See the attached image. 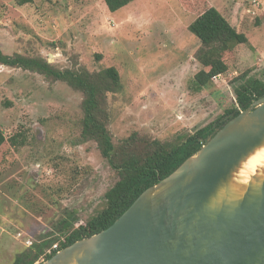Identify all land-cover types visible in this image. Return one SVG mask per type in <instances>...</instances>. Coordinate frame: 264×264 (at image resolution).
<instances>
[{
  "label": "rangeland",
  "instance_id": "rangeland-1",
  "mask_svg": "<svg viewBox=\"0 0 264 264\" xmlns=\"http://www.w3.org/2000/svg\"><path fill=\"white\" fill-rule=\"evenodd\" d=\"M134 0L111 13L104 0H0V49L42 58L55 69L114 67L122 88L108 95V130L116 147L135 139L179 145L235 106L234 79L264 82V0ZM214 6L249 43L224 57L229 70L200 92L190 82L203 67L189 26ZM82 92L66 82L0 65V264L33 244L66 234L58 222L85 225L106 207L119 174L97 143L81 140ZM16 136L21 145L12 146ZM61 230V231H59ZM58 244V243H56ZM43 263L52 247L46 248Z\"/></svg>",
  "mask_w": 264,
  "mask_h": 264
},
{
  "label": "water",
  "instance_id": "water-1",
  "mask_svg": "<svg viewBox=\"0 0 264 264\" xmlns=\"http://www.w3.org/2000/svg\"><path fill=\"white\" fill-rule=\"evenodd\" d=\"M264 147V96L146 189L110 227L41 264H264V175L234 174Z\"/></svg>",
  "mask_w": 264,
  "mask_h": 264
},
{
  "label": "trees",
  "instance_id": "trees-1",
  "mask_svg": "<svg viewBox=\"0 0 264 264\" xmlns=\"http://www.w3.org/2000/svg\"><path fill=\"white\" fill-rule=\"evenodd\" d=\"M31 0H18L19 4ZM134 0H104L111 13L131 4ZM190 32L201 42L196 54L203 69L195 74L190 82L192 92H200L212 84L213 78L224 75L229 67L224 57L238 45L248 44V38L240 33L214 6H208L189 26ZM0 65L22 68L43 74L48 78L66 82L74 90L84 95L82 102L83 119L81 140L94 141L110 166L119 174L118 182L106 193V207L85 225L74 228L73 221L63 219L59 228L66 234L63 241L56 238L44 240L19 254L13 264H37L46 248L58 243L59 249L46 255L49 260L58 251L78 240L88 238L110 227L135 200L148 188L171 175L189 157L197 152L224 125L247 110L254 102L264 96V82L247 76L234 79L236 103L214 123L190 134L186 140L175 146L157 140L139 147L135 139H128L124 145L116 147L108 130L109 113L107 98L109 94L121 90L122 84L118 70L114 67L91 72L84 67L79 69H55L42 58H29L21 54L6 55L0 49ZM12 146L22 144L16 136L9 139ZM7 141L0 129V147ZM59 230V231H61ZM41 264V263H38Z\"/></svg>",
  "mask_w": 264,
  "mask_h": 264
},
{
  "label": "bare ground",
  "instance_id": "bare-ground-1",
  "mask_svg": "<svg viewBox=\"0 0 264 264\" xmlns=\"http://www.w3.org/2000/svg\"><path fill=\"white\" fill-rule=\"evenodd\" d=\"M264 175V147L257 149L245 160L234 174L232 187L237 193H242L255 176Z\"/></svg>",
  "mask_w": 264,
  "mask_h": 264
},
{
  "label": "built area",
  "instance_id": "built-area-1",
  "mask_svg": "<svg viewBox=\"0 0 264 264\" xmlns=\"http://www.w3.org/2000/svg\"><path fill=\"white\" fill-rule=\"evenodd\" d=\"M253 4H254L255 6L259 7V6L261 5V1H259V0H254V1H253ZM216 77H217V76H216ZM216 77H214V78H216ZM58 249H59V245H58V244L53 245V247H52V251H57Z\"/></svg>",
  "mask_w": 264,
  "mask_h": 264
},
{
  "label": "crops",
  "instance_id": "crops-1",
  "mask_svg": "<svg viewBox=\"0 0 264 264\" xmlns=\"http://www.w3.org/2000/svg\"><path fill=\"white\" fill-rule=\"evenodd\" d=\"M260 1V0H259Z\"/></svg>",
  "mask_w": 264,
  "mask_h": 264
}]
</instances>
